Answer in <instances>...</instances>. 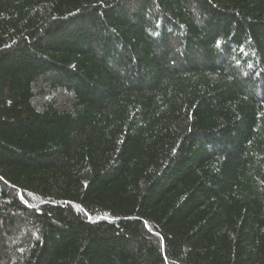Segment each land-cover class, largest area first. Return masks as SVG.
Returning a JSON list of instances; mask_svg holds the SVG:
<instances>
[{
    "label": "trees",
    "instance_id": "1",
    "mask_svg": "<svg viewBox=\"0 0 264 264\" xmlns=\"http://www.w3.org/2000/svg\"><path fill=\"white\" fill-rule=\"evenodd\" d=\"M0 264H264V0H0Z\"/></svg>",
    "mask_w": 264,
    "mask_h": 264
}]
</instances>
